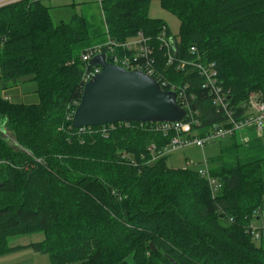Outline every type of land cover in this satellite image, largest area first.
Masks as SVG:
<instances>
[{"label":"trees","instance_id":"obj_1","mask_svg":"<svg viewBox=\"0 0 264 264\" xmlns=\"http://www.w3.org/2000/svg\"><path fill=\"white\" fill-rule=\"evenodd\" d=\"M156 1L182 23L172 65L157 40L169 29L149 16ZM100 7L99 21L76 16L59 26L43 0L0 8V85L36 84L39 99H0V258L32 249L51 264H264V241L247 232L264 210L262 135L237 134L211 159V175L223 183L214 199L199 171L169 167L171 154L154 160L175 134L134 123L82 132L69 118L93 70L81 61L86 50L139 33L152 39L163 80L187 88V120L192 113L200 123L190 138L226 124L203 89L199 62L215 65L232 112L246 117L251 95L264 99V0H103ZM180 62L189 65L178 69ZM40 233L41 243L9 247L12 238Z\"/></svg>","mask_w":264,"mask_h":264},{"label":"built area","instance_id":"obj_2","mask_svg":"<svg viewBox=\"0 0 264 264\" xmlns=\"http://www.w3.org/2000/svg\"><path fill=\"white\" fill-rule=\"evenodd\" d=\"M24 1L34 0H0V8L21 3ZM159 45L162 49L167 51L168 65H172L176 51L174 48V40L167 35V30L164 29L161 35L158 37ZM192 53H196V49L191 50ZM155 47L152 44V39L146 37L143 33H139L134 39L129 42H118L108 36L107 41L103 44L96 45L82 55L81 61L85 64H89L96 56L106 54L108 61L111 58L113 65L119 66L128 72L141 71L147 76L155 79L160 86L169 90L166 92H175L178 97L179 105L184 108L187 113L191 110L190 98L187 88H178L172 84L164 81L163 77L155 70ZM131 54L132 56H128ZM186 62H180L178 69H184L188 66ZM197 72L204 79L203 89L207 90L212 97L213 104L217 108L218 112L223 113L226 117V124H223L218 130L208 134L204 138H190L193 129L200 126V123L194 119L191 113L189 120L187 118L181 123H164L154 124V131L160 132L165 136L168 134H175L172 138L170 145L161 152L158 158L172 154L173 152L190 148L198 147L205 148L208 144H214L216 141L225 140L234 137L238 133L244 134L245 130H254L258 135H262L264 132V101L254 105V109L247 113V116L242 119H237L235 112L231 110L230 104V92H227L219 81V73L214 64L197 63L195 65ZM101 69H93L86 73L84 77V85H86L95 75L99 74ZM79 104L75 103L73 108L71 107V115L69 118L74 119L76 109ZM87 129H82L85 132ZM241 134V135H242ZM244 142H248L249 139L245 137ZM156 147L153 145L151 150L154 152ZM206 169L200 170L199 174L202 178L209 182L211 193L214 199L218 198L223 190V183L221 180L214 178L211 175V170L208 165V161L205 162ZM257 221L251 223L247 232L251 235L253 240L257 243L264 241V210H260L257 214ZM233 223V219L230 220Z\"/></svg>","mask_w":264,"mask_h":264},{"label":"water","instance_id":"obj_3","mask_svg":"<svg viewBox=\"0 0 264 264\" xmlns=\"http://www.w3.org/2000/svg\"><path fill=\"white\" fill-rule=\"evenodd\" d=\"M89 67L99 68L101 72L84 87L73 119L74 129L132 123L174 124L187 118L188 113L179 105L177 94L164 91L155 79L143 72H128L113 65L106 54L96 56Z\"/></svg>","mask_w":264,"mask_h":264},{"label":"rangeland","instance_id":"obj_4","mask_svg":"<svg viewBox=\"0 0 264 264\" xmlns=\"http://www.w3.org/2000/svg\"><path fill=\"white\" fill-rule=\"evenodd\" d=\"M103 0H43L44 6L49 8L50 17L55 26L61 23L68 24L74 17H85L88 20L99 21L103 17L100 3ZM150 18L162 20L167 25L169 31L167 35L173 39L180 40L182 31L181 21L173 14L163 9L160 2L156 1L152 4ZM107 39L104 41V43ZM176 42V41H175ZM174 42V48L176 46ZM37 85L33 83L22 84L19 87L5 89L0 85V99H8L15 104H37L39 99L36 94ZM261 98V99H260ZM264 101L259 94H252L249 101L251 110L256 106V102ZM258 102V103H259ZM248 132L245 130L244 133ZM251 132V136L254 133ZM242 133H238V136ZM262 144L264 147V132L262 134ZM4 138L9 145L17 148L15 137L12 132L7 131ZM232 143L231 139L216 141L215 145L208 144L205 148L190 147L173 152L168 159V166L174 169H193L196 171L206 169L205 162L208 161L210 167L211 159L220 155L222 148L229 146ZM45 239L44 234H36L33 236H24L12 238L9 241L10 248L19 246H29L31 244L41 243ZM0 264H51L48 255L38 254L32 249L16 250L12 253L0 258Z\"/></svg>","mask_w":264,"mask_h":264},{"label":"crops","instance_id":"obj_5","mask_svg":"<svg viewBox=\"0 0 264 264\" xmlns=\"http://www.w3.org/2000/svg\"><path fill=\"white\" fill-rule=\"evenodd\" d=\"M244 134H245V133H244ZM244 134H243V135H244ZM243 135H241V136H243ZM241 136H240V137H241Z\"/></svg>","mask_w":264,"mask_h":264}]
</instances>
